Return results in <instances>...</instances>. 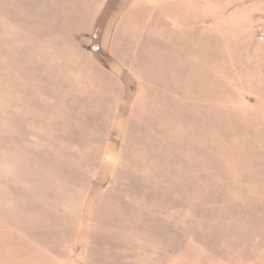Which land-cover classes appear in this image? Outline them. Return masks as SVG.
<instances>
[{
    "label": "rangeland",
    "instance_id": "1",
    "mask_svg": "<svg viewBox=\"0 0 264 264\" xmlns=\"http://www.w3.org/2000/svg\"><path fill=\"white\" fill-rule=\"evenodd\" d=\"M0 264H264V0H0Z\"/></svg>",
    "mask_w": 264,
    "mask_h": 264
}]
</instances>
